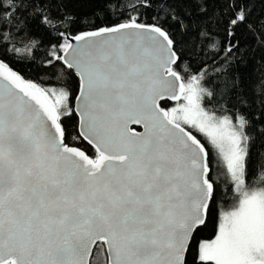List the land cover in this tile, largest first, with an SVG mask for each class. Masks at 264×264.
Here are the masks:
<instances>
[{
    "label": "snow or ice",
    "instance_id": "6c2138e0",
    "mask_svg": "<svg viewBox=\"0 0 264 264\" xmlns=\"http://www.w3.org/2000/svg\"><path fill=\"white\" fill-rule=\"evenodd\" d=\"M257 61L264 0H0V264H264Z\"/></svg>",
    "mask_w": 264,
    "mask_h": 264
},
{
    "label": "trees",
    "instance_id": "16d2710c",
    "mask_svg": "<svg viewBox=\"0 0 264 264\" xmlns=\"http://www.w3.org/2000/svg\"><path fill=\"white\" fill-rule=\"evenodd\" d=\"M87 10V5L84 6V9ZM260 61H257L255 64L250 65L246 71L247 79V88L250 91H256L257 94L260 90L264 89V68L260 67ZM25 74L31 78L39 80V77L32 72L31 70H25ZM215 233V224L214 222L210 223L209 226L203 230L202 234L205 238H211Z\"/></svg>",
    "mask_w": 264,
    "mask_h": 264
}]
</instances>
